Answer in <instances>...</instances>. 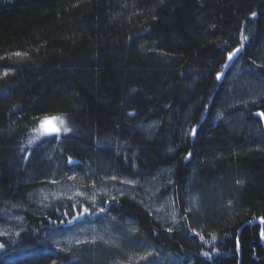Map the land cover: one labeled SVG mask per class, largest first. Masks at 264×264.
I'll use <instances>...</instances> for the list:
<instances>
[{
  "label": "trees",
  "instance_id": "1",
  "mask_svg": "<svg viewBox=\"0 0 264 264\" xmlns=\"http://www.w3.org/2000/svg\"><path fill=\"white\" fill-rule=\"evenodd\" d=\"M258 218L264 0H0V264H264Z\"/></svg>",
  "mask_w": 264,
  "mask_h": 264
},
{
  "label": "rangeland",
  "instance_id": "2",
  "mask_svg": "<svg viewBox=\"0 0 264 264\" xmlns=\"http://www.w3.org/2000/svg\"><path fill=\"white\" fill-rule=\"evenodd\" d=\"M54 124L55 125L59 124V123L56 122V118H53L52 120L48 121V123H46L44 125V129H39L38 134H43V132L44 133L50 132V131H45V129L51 128ZM59 125L60 126H64V123L62 125L61 124H59ZM60 129L62 130V128H60ZM104 224L105 225L102 224V225H99V226L98 225H93L92 229L89 231V234H90V232H92L93 236H97L98 235L99 239L104 240V238H103L104 236H102V234H105V235L111 234L112 233V228H113V226L109 227L108 221L106 223H104Z\"/></svg>",
  "mask_w": 264,
  "mask_h": 264
},
{
  "label": "snow or ice",
  "instance_id": "3",
  "mask_svg": "<svg viewBox=\"0 0 264 264\" xmlns=\"http://www.w3.org/2000/svg\"><path fill=\"white\" fill-rule=\"evenodd\" d=\"M231 56H232V53H230L229 54V58H231ZM56 121L59 123V124H63L64 123V121H63V119L62 118H56ZM46 123H48V120L47 119H45L44 121H40V126H41V129H44V125L46 124ZM61 129H60V127H53V128H51V129H45V131H54V132H59ZM64 131H68V129L65 127L64 128ZM31 142V141H30Z\"/></svg>",
  "mask_w": 264,
  "mask_h": 264
},
{
  "label": "water",
  "instance_id": "4",
  "mask_svg": "<svg viewBox=\"0 0 264 264\" xmlns=\"http://www.w3.org/2000/svg\"><path fill=\"white\" fill-rule=\"evenodd\" d=\"M257 220L263 223V230L261 232V239H263V235H264V219L263 218H258Z\"/></svg>",
  "mask_w": 264,
  "mask_h": 264
}]
</instances>
